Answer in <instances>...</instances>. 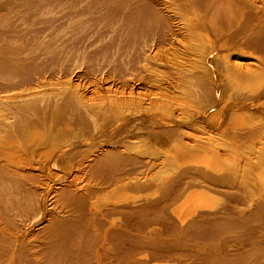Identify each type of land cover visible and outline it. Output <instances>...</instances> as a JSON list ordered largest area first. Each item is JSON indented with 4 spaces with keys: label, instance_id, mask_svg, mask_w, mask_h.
I'll use <instances>...</instances> for the list:
<instances>
[{
    "label": "bare ground",
    "instance_id": "obj_1",
    "mask_svg": "<svg viewBox=\"0 0 264 264\" xmlns=\"http://www.w3.org/2000/svg\"><path fill=\"white\" fill-rule=\"evenodd\" d=\"M0 264H264V0H0Z\"/></svg>",
    "mask_w": 264,
    "mask_h": 264
}]
</instances>
